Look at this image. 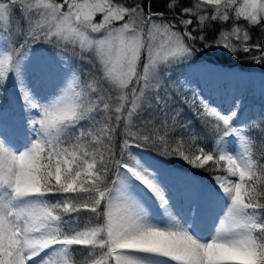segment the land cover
I'll return each instance as SVG.
<instances>
[{"label":"snow or ice","instance_id":"obj_1","mask_svg":"<svg viewBox=\"0 0 264 264\" xmlns=\"http://www.w3.org/2000/svg\"><path fill=\"white\" fill-rule=\"evenodd\" d=\"M255 30L264 0H0V264H264V107L196 62H264Z\"/></svg>","mask_w":264,"mask_h":264},{"label":"trees","instance_id":"obj_2","mask_svg":"<svg viewBox=\"0 0 264 264\" xmlns=\"http://www.w3.org/2000/svg\"><path fill=\"white\" fill-rule=\"evenodd\" d=\"M253 37L254 40L256 39H261L262 37H264V34H261L258 30H255L253 32ZM213 51L212 50H204L203 52H197V57L201 58V60H207L208 62H212L216 65L222 66V67H238V68H243L245 71H251V70H256L257 72H263L264 73V62L257 64L255 63L251 58H249V54L246 53H239V58L238 59H233L232 55L230 53H224L221 55H213L212 56ZM251 55H257V53L253 52ZM5 97H9V90L7 88V93L4 95H0V104L5 105L7 103V99ZM264 107V104H261V108ZM260 108V109H261ZM249 115L253 118H255L256 116H258L260 114V109L256 112L253 113L251 111V108L249 107ZM190 115V114H188ZM264 147V145H262L260 143L259 140L257 139H253V152L259 156L260 152H261V148ZM146 151H150L146 150ZM153 155H155V153H153ZM176 163L181 166L184 169H188V165L184 164L183 161H176ZM195 171V170H193ZM201 175L204 176V178L206 180L210 179V176L208 173H201ZM78 259H85V257L83 256H78Z\"/></svg>","mask_w":264,"mask_h":264},{"label":"rangeland","instance_id":"obj_3","mask_svg":"<svg viewBox=\"0 0 264 264\" xmlns=\"http://www.w3.org/2000/svg\"><path fill=\"white\" fill-rule=\"evenodd\" d=\"M221 55L222 53H220V52H217V51H213V53H212V56L213 55ZM226 54V53H225ZM196 62L197 63H212V62H208L207 60H201V58H199V57H197V55H196ZM214 64V63H213ZM216 65V64H215ZM224 68H227V69H234V71H241V72H244V73H248V74H250V73H253V74H255L256 75V77H254L255 79H258V77L260 78V81H259V83H257V84H255V87H253V85L251 84V82H250V84H249V92H248V104H249V106H250V100H249V97L251 98V99H255V95L256 94H258V96H259V98L256 100V101H254V105L253 106H251V111L253 112V113H256L260 108H261V104H264V96H261L260 95V92H259V87H260V82H261V77L262 76H264V73L263 72H257L256 70H251V71H248V70H244L243 68H238V67H233V68H229V67H224ZM185 72L187 71L186 69L184 70ZM257 82H258V80H257ZM11 86H13V85H11V84H9L8 85V89H10L11 88ZM205 92L207 93V94H209V93H211V91H209L208 89H206L205 90ZM10 96L11 95H9V97H5L6 99H7V103L5 104V106H8V104H9V102L11 101V100H13V97H11L10 98ZM209 96V95H208ZM210 97V96H209Z\"/></svg>","mask_w":264,"mask_h":264},{"label":"bare ground","instance_id":"obj_4","mask_svg":"<svg viewBox=\"0 0 264 264\" xmlns=\"http://www.w3.org/2000/svg\"><path fill=\"white\" fill-rule=\"evenodd\" d=\"M217 67H219V66H217ZM219 68L224 69V70H228V71H234V69H227V68H224V67H219ZM234 72L240 73L241 71H234ZM193 75H194L195 78H198V74H196L195 72L193 73ZM250 75L253 77V79L251 81V84L253 85V87H255V84L259 83L260 78L258 77V79H255L254 77H256V75L253 74V73H250ZM257 80H258V82H257ZM201 87H204V85H201ZM205 95L206 96L209 95L211 99H216V96H215L214 92H211L209 94H207L205 92Z\"/></svg>","mask_w":264,"mask_h":264}]
</instances>
